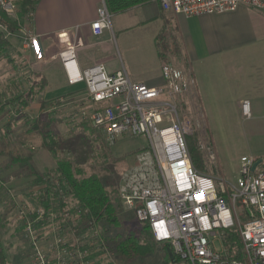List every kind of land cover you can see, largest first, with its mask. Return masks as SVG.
I'll use <instances>...</instances> for the list:
<instances>
[{"label":"built area","instance_id":"2783aa9c","mask_svg":"<svg viewBox=\"0 0 264 264\" xmlns=\"http://www.w3.org/2000/svg\"><path fill=\"white\" fill-rule=\"evenodd\" d=\"M164 10L186 16L224 13L240 5L264 9V0H161ZM5 11L15 16L12 0H0ZM12 16V15H11ZM93 33L111 28V14L104 5L92 23ZM57 54L70 85L84 84L91 109L84 112L92 127L112 146L119 137H143L147 145L135 156V165L121 175L119 194L124 207L149 225L157 243H170L180 264H264V162L241 157L237 185L227 183L193 164L188 145L192 133L190 118L182 113L179 98L193 84L192 76L171 62L162 65L165 84L151 86L133 81L125 70L108 72L103 63L83 71L77 67V47L71 31L57 34ZM34 34L25 46L39 50ZM30 44V46L28 45ZM249 101L243 108L248 113ZM201 149L216 162L214 144ZM238 206L247 220L242 222ZM43 218L45 210L39 211ZM25 229L33 235V223ZM229 231L237 233L243 259L228 257ZM47 247L33 239V253L27 264H93L82 260L86 250L68 246L64 235L52 238ZM220 246V247H219Z\"/></svg>","mask_w":264,"mask_h":264},{"label":"rangeland","instance_id":"374dc122","mask_svg":"<svg viewBox=\"0 0 264 264\" xmlns=\"http://www.w3.org/2000/svg\"><path fill=\"white\" fill-rule=\"evenodd\" d=\"M12 2L16 5V0H12ZM1 6L4 9L3 5ZM258 11L264 12V9ZM10 15L13 16V14ZM28 33L35 36L29 25H24L11 34L10 38L14 47L10 51L9 57L0 59V213L2 222L5 224L2 230V240L8 254V264H27L34 251L33 239L39 245L47 247V243L53 240V237L60 235L59 230L62 228V219L59 217L56 221L54 214L49 213L47 220L36 218V222L40 219L45 223L42 226L39 225L40 228L37 227L33 231V235L25 229L26 217L33 220V214H37L43 207L38 202V196L44 191V186L35 183L34 171L40 173L48 171L55 166V159L67 157L72 159L75 165L81 166L86 173L98 174L107 189L113 195H117L120 175L124 170L135 165L136 154L147 145V140L143 137L122 135L116 144L109 146L84 114L91 109L85 99V92H80L73 97L65 96L59 99L60 103H57L55 94L58 92L54 91L57 90V87L50 85L57 83L56 79L50 77L48 85L42 89L38 83L46 74L44 72L47 66L43 64L45 52L41 43H38L39 50L33 47L24 48L25 37ZM129 35H133L137 41L141 39L139 30H133L129 32ZM28 45L30 46V44ZM257 45L255 55H260L264 51V38L259 40ZM142 49L149 50L150 48L143 44ZM152 49L154 51L155 47L152 46ZM58 52L59 50L54 48V56H51L53 61H49V65L54 62L59 63V59L56 57ZM183 64L185 65L182 62L181 65ZM178 65L176 66L183 69L187 75H191L187 64L185 65L187 68ZM142 70L145 73V69ZM136 71L141 73L137 67ZM32 88L34 95L28 98L29 106H23V103L20 102L14 106L8 104L14 95L30 91ZM41 98L48 104L44 109L40 106ZM179 100L182 113L187 115L191 121L192 133L188 136L189 145H193L201 152L204 169L199 170L214 175L216 178L224 179L229 184L237 185L241 175V157L243 154L250 155V145L251 147L256 145L264 152V127H260V130L257 129L258 135L253 136L250 133L252 120L244 114L240 107H229L222 104L220 107L213 108L211 112L204 111L196 92L192 89L186 95L180 96ZM38 113L54 119V133L63 140V150L57 153V158L40 147L41 135L30 131V121ZM13 116L15 119L9 125ZM200 141H203L207 146L214 144L217 154L216 162L210 160L207 152L201 149ZM31 154L34 160L33 168L28 167L24 161L16 159L18 156L26 158ZM254 154H256L255 151ZM45 166L47 167L45 168ZM68 202V209L71 211L72 202L70 200ZM120 203L121 215H123L121 231L125 237L132 229L143 227L144 223L137 219L134 211L127 210L121 201ZM238 211L241 214L242 222H245L248 218L243 206H238ZM119 231L117 230V233ZM66 232L71 231L68 229ZM85 232L88 234L93 231L86 230ZM97 233L103 236L101 230H98ZM97 233L95 234L97 235ZM115 234L114 231L113 233L110 231L107 235L111 237ZM66 235L70 243L77 244V239ZM107 235L105 234V236ZM108 236L107 240L104 239L107 253L97 256L93 262L101 260V264L110 262L117 264H170L165 256L166 245L162 243H155V250L145 256L122 260L115 253L116 244H113ZM82 237L84 236L82 235ZM82 239L81 242L88 247L89 239ZM238 248L241 250L239 240L233 249ZM85 250L88 255L94 252V250Z\"/></svg>","mask_w":264,"mask_h":264},{"label":"crops","instance_id":"0c3cea01","mask_svg":"<svg viewBox=\"0 0 264 264\" xmlns=\"http://www.w3.org/2000/svg\"><path fill=\"white\" fill-rule=\"evenodd\" d=\"M104 5L105 0H39L29 28L45 52L47 67L42 78L46 85L50 77L57 81L50 84L57 87L56 97L85 86L68 84L60 62L49 65L54 48L61 47L57 34L71 31L79 71L103 63L110 73L125 70L135 82L162 86L164 62L187 64L194 82L191 89L204 111L222 104L240 107L252 120L250 133L258 135L257 129L264 127V51L255 55V49L264 38L263 11L240 5L234 11L186 16L166 11L161 0H153L111 14V28L97 36L91 25ZM133 30H139L140 41L129 35ZM162 39L169 47L166 59L158 46ZM143 44L150 49L143 50ZM245 101H249L248 113L243 108ZM250 148L249 156L264 162V152L256 145Z\"/></svg>","mask_w":264,"mask_h":264},{"label":"trees","instance_id":"16d2710c","mask_svg":"<svg viewBox=\"0 0 264 264\" xmlns=\"http://www.w3.org/2000/svg\"><path fill=\"white\" fill-rule=\"evenodd\" d=\"M150 1L153 0H105L110 14L124 12L137 5ZM38 3L39 0H16V16L9 15L0 4V59L9 57L10 51L14 47L10 35L15 33L19 28H22V26L24 27V25H29V27L32 26L33 15ZM158 46L160 54L166 59L165 56L169 50L167 41L162 39L158 42ZM46 84V79L44 78L38 83L42 89L46 87ZM80 92H86V87L81 86L69 92L67 91L64 95L56 97V101L60 103V98L65 96L73 97L80 94ZM33 95L34 89L32 88L30 91L19 93V95L16 96L14 95L8 104L14 106L17 102H20L21 104L23 103V106H29L28 98ZM47 105V101L41 98V108L44 109ZM14 119L15 116L12 117L8 124L11 125ZM53 120L54 119L48 116L45 117L41 113H38L30 121V131L39 133L42 138L40 147L57 158V153L63 150L64 144L58 134L54 133ZM189 149L195 167L198 170L204 169L201 152L191 144L189 145ZM16 159L18 161H24L28 167L33 168L34 160L32 154L26 158L18 156ZM55 163L53 168H48L49 170L43 173L34 171V175H36L35 183L39 186H44V191L38 196V202L43 206L42 209L45 210L43 215L44 220L48 219L49 213L54 214V220L56 221L60 217V219H62V228L59 230L60 235L67 237V241H69V239L66 234L78 240L75 245L69 242V247L73 245L76 249L94 250V252L88 256L83 257L82 260L93 261L97 256L107 253L104 239L107 240V234L110 231L111 233H113V231L116 233L111 237L108 236V238H111L112 243L116 244L115 253L117 257L122 260H130L137 256L142 257L155 250V243H158L155 242L147 223H144L143 227L132 229L125 237L123 236L121 231L123 215H121L122 207L120 203L122 200L119 194V188L118 194L113 195L107 189L103 179L98 174L86 173L81 166L75 165L70 158L55 159ZM46 167L47 166H45V168ZM112 182L114 184V181ZM68 200L72 202L71 211L68 209ZM37 214H33V220L26 217L25 227L28 221L33 223L34 230H36L37 227L40 228V226L45 223V221H40V219L36 222V218L39 217ZM4 227L5 224L2 222V214L0 213V264H8V254L2 240V230ZM68 229L71 232H66ZM86 230L93 232L86 234ZM98 230L102 231L104 238L100 233H97ZM117 230H120L119 233H117ZM95 233H97V235ZM105 234L107 236H105ZM82 235L84 237H82ZM82 238L89 239L88 247L81 242V240H83ZM238 240L239 237L234 231H229V233H227L226 244L229 245L227 255L230 258L242 260L243 255L241 254V250L239 248L233 249ZM163 245H166L165 256L167 262L170 264H180V258L174 252L172 245L170 243H165ZM100 261L101 260L93 262V264H101ZM109 264L117 263L110 262Z\"/></svg>","mask_w":264,"mask_h":264},{"label":"water","instance_id":"95a60500","mask_svg":"<svg viewBox=\"0 0 264 264\" xmlns=\"http://www.w3.org/2000/svg\"><path fill=\"white\" fill-rule=\"evenodd\" d=\"M262 162V159H258L255 163H254V165H253V169H255L257 166H258V164H260Z\"/></svg>","mask_w":264,"mask_h":264}]
</instances>
